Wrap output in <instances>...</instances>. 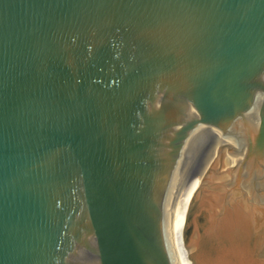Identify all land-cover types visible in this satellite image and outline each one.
I'll list each match as a JSON object with an SVG mask.
<instances>
[{"label":"water","instance_id":"95a60500","mask_svg":"<svg viewBox=\"0 0 264 264\" xmlns=\"http://www.w3.org/2000/svg\"><path fill=\"white\" fill-rule=\"evenodd\" d=\"M0 264H264V0H0Z\"/></svg>","mask_w":264,"mask_h":264}]
</instances>
